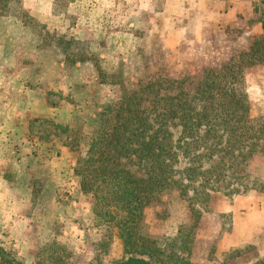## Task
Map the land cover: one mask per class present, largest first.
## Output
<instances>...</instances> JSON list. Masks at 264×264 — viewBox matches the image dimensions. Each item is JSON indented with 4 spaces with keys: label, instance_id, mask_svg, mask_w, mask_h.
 <instances>
[{
    "label": "rangeland",
    "instance_id": "rangeland-1",
    "mask_svg": "<svg viewBox=\"0 0 264 264\" xmlns=\"http://www.w3.org/2000/svg\"><path fill=\"white\" fill-rule=\"evenodd\" d=\"M82 1L76 0L79 4L72 11L81 15L84 10L87 12ZM99 1L94 0L95 3ZM71 2L0 0V17L18 16L23 28H15V31L27 33L25 41L0 38V47L5 46L12 51L6 54L0 50V111L3 112L5 108L4 96L18 99L27 95L25 91L43 94L49 105L62 110L59 120L45 116L32 119L23 117L15 128L11 125L12 121H0V153L4 152L11 162L27 160L43 165L46 160L56 158L58 153L62 155L59 146L69 148L65 143L68 144L71 141L69 135H73L63 126H69L74 132H91L102 106L119 99L122 89H134L139 82H146L158 75H194L203 70L199 65L201 63H189L191 60L181 59L169 46L167 48L166 44H172L173 39H148L147 26L138 29L136 24L124 23L122 16L131 19L134 13L130 4L123 0H105L100 13L102 22L89 30L90 35L97 38L77 40L71 34L75 33L71 28L74 16L72 18L68 14L69 7L74 6ZM256 2L257 14L262 18L264 0ZM94 15L99 20L97 11ZM9 28L10 24H0L1 32ZM161 29L157 26V30ZM65 51L78 56L87 54L88 66L78 65L71 71L72 64L68 62L65 63L68 66L63 67ZM36 74L38 78L41 76L38 83L34 79ZM19 77H23L24 90L9 87ZM246 79L251 114L262 116L264 65L249 67ZM64 111L66 115L62 116ZM69 150L64 159L67 163L76 164L80 151ZM259 156L264 157V153ZM204 162L208 166L209 163L216 164L208 158ZM40 169L42 172L43 167L39 168V172ZM52 176L30 178L29 175L25 183L20 184V194L24 197L31 195V198L21 201L16 209L24 216L20 223L12 225L14 228L7 232L0 230V248L4 253L25 264H92L99 254L102 261L107 263L109 259L120 257L122 244L118 239L106 247L97 245L104 229L95 224L91 197L80 192L77 176L69 168H65L62 174ZM220 179L218 188L208 189L191 201L201 212L193 231L196 238L188 244L190 247H182V251L179 248L182 243H178L176 237L182 225L193 223L190 202L153 204L146 209L145 231L158 240L167 255L182 257L191 264H254L258 260L251 249L219 250V240L230 227V217L218 211L224 202H231L237 196L246 194L232 191L233 188H242L235 179L229 185L226 183L227 177ZM245 181L249 186L254 183ZM256 187L264 189V181H258ZM190 193L192 195L193 191L190 190ZM184 233L188 235V229ZM52 243L55 246L49 247ZM7 263L6 257L0 254V264ZM170 264L175 263L171 261Z\"/></svg>",
    "mask_w": 264,
    "mask_h": 264
},
{
    "label": "trees",
    "instance_id": "trees-1",
    "mask_svg": "<svg viewBox=\"0 0 264 264\" xmlns=\"http://www.w3.org/2000/svg\"><path fill=\"white\" fill-rule=\"evenodd\" d=\"M261 21L263 32L230 60L205 65L198 74L158 75L122 89L119 99L102 106L89 133L63 126L73 132L65 144L80 151L74 166L80 192L91 197L95 224L104 229L97 245L115 239L122 244L120 257L104 263L99 254L92 264H191L167 255L146 233L149 206L190 202L193 223L182 225L176 237L182 251L196 238L201 212L191 201L218 188L220 177L241 184L243 189H232L236 194L264 192L256 187L261 179L248 171L252 158L264 153V115L251 114L246 79L249 67L264 65ZM85 55L65 51L66 63L84 61ZM207 158L216 164L206 165ZM0 254L7 264H25L2 248ZM254 264H264V258Z\"/></svg>",
    "mask_w": 264,
    "mask_h": 264
},
{
    "label": "crops",
    "instance_id": "crops-1",
    "mask_svg": "<svg viewBox=\"0 0 264 264\" xmlns=\"http://www.w3.org/2000/svg\"><path fill=\"white\" fill-rule=\"evenodd\" d=\"M123 1L130 4L134 13L131 19L122 16L124 23L136 24L138 29H141V26H147L148 39L155 37H162L165 40L173 39L172 44H166L167 48L169 46L181 59L191 60L189 63L194 65L201 63L199 64L201 69L205 65H217L230 60L234 53L247 50L252 36L263 32L261 17L257 14V0ZM104 3L105 0H100L99 3H95L94 0H83L82 5L87 12L84 10L81 15L77 11H72V8H76L79 4L76 0H72L71 5L74 4V6L69 7L68 14L69 17L74 16L71 28L75 33L71 34L77 40L87 41L97 38V36L92 37L89 30L93 28V25L102 22L100 13ZM96 11L99 13V20L97 15H94ZM2 23L10 24V28L7 31H0V38L10 39V41L13 38L27 40L25 31H22L23 33L15 31V28H23L22 20L18 16H1L0 24ZM157 26L162 29L157 30ZM0 50L6 54L12 53L11 49L8 47L6 49L5 46L0 47ZM88 61L87 58L73 63L71 71H74L78 65L88 66ZM65 63L66 58L62 63L63 67L68 66L66 65L68 63ZM38 76L37 74L34 76L37 83L39 79L41 81V76L39 78ZM22 78H15L9 87L23 89L25 85L21 82ZM25 93L27 95L18 99H13L11 96L3 97L5 108L3 112L0 111V121L4 123L12 121L11 125L15 128L18 125L17 122L23 117L32 119L36 116H45L61 119L62 110L52 104L49 105L43 94L36 95L28 91ZM64 113L62 116L66 115V111ZM1 131L4 132L3 129ZM59 152L63 156L58 153L56 158L46 160L43 165L27 160L11 162L4 152L0 153V230L2 233L12 230L13 226L17 222L20 223L24 217L16 209L21 205V201L31 198V195L27 194L24 197L20 194V184L26 180L25 178L29 175L30 178L48 175L53 178V174H62L65 168H69L74 175L75 163H67L64 159V156L70 153L69 148L59 146ZM41 166L43 171L41 172L40 169V173ZM249 171L264 181V157L254 156L249 164ZM218 213L229 214L230 217V227L222 233L219 240L221 252L231 249H251L256 259L264 258V192L254 190L239 195L231 202H224ZM219 220L221 222L220 218Z\"/></svg>",
    "mask_w": 264,
    "mask_h": 264
}]
</instances>
